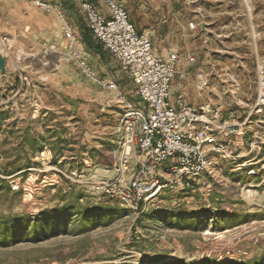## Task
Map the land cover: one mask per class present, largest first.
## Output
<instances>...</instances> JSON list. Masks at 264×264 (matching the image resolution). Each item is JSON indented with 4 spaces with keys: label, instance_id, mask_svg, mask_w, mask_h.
<instances>
[{
    "label": "rangeland",
    "instance_id": "obj_1",
    "mask_svg": "<svg viewBox=\"0 0 264 264\" xmlns=\"http://www.w3.org/2000/svg\"><path fill=\"white\" fill-rule=\"evenodd\" d=\"M115 1L155 54L177 53L172 105L209 104L230 126L243 122L228 136L236 158H214L190 187L166 186L139 212L106 197L95 180L113 175L122 103L96 79L115 77L140 105L133 83L99 41L86 48L82 9L69 20L77 42L54 0H0L11 72L0 73V179L10 180L0 185V264H264V107L255 108L264 0H252L251 15L241 0Z\"/></svg>",
    "mask_w": 264,
    "mask_h": 264
},
{
    "label": "built area",
    "instance_id": "obj_2",
    "mask_svg": "<svg viewBox=\"0 0 264 264\" xmlns=\"http://www.w3.org/2000/svg\"><path fill=\"white\" fill-rule=\"evenodd\" d=\"M241 2L244 11L251 15L252 0ZM39 5L45 6L41 2ZM106 5L108 16L96 11L89 1L81 0L85 26L92 38L117 60L121 71L133 83V93L141 105L118 90L115 77L96 79L102 87L115 91L122 111L117 121L121 141L111 167L113 175L96 179L95 183L106 197L139 212L166 186L190 187L212 167L216 158L235 159L228 136L239 133L243 122L230 126L220 111L209 104L192 108L180 100L178 105H172L169 87L179 61L177 53L170 51L166 57L155 54L150 38L137 30L126 8L115 0H106ZM57 18L65 35L78 42L63 9L57 10ZM196 25L190 22V28ZM258 70L263 73L262 66L258 65ZM261 74L255 100L257 111L264 107ZM165 161L168 163L163 165Z\"/></svg>",
    "mask_w": 264,
    "mask_h": 264
},
{
    "label": "crops",
    "instance_id": "obj_3",
    "mask_svg": "<svg viewBox=\"0 0 264 264\" xmlns=\"http://www.w3.org/2000/svg\"><path fill=\"white\" fill-rule=\"evenodd\" d=\"M56 2V4L61 8L63 9L66 14H67V18H68V21L70 20V17L71 16H75L76 17V11L79 9L81 10L80 8V1L81 0H54ZM85 1H89V2H92L90 0H85ZM107 6V5H106ZM58 7V8H59ZM108 8V7H107ZM109 10V9H108ZM107 9L106 10H100L101 13L105 16H108L109 15V11ZM50 18V16H48ZM53 20V24L54 26H57V30H58V27H59V22L56 20V19H52ZM83 21H84V17H83ZM84 28V26H83ZM56 30V32L51 36L55 41L59 42L60 43V46H63L65 43H64V40H62L60 37V33ZM92 38V37H91ZM140 105H141V102H140Z\"/></svg>",
    "mask_w": 264,
    "mask_h": 264
},
{
    "label": "trees",
    "instance_id": "obj_4",
    "mask_svg": "<svg viewBox=\"0 0 264 264\" xmlns=\"http://www.w3.org/2000/svg\"><path fill=\"white\" fill-rule=\"evenodd\" d=\"M84 42L86 44V48L90 50H99V46L94 44L93 40L90 36H85ZM22 167L17 168L15 172L21 170ZM10 183L9 179H0V185L2 186V189L5 188L6 184ZM256 262H259V264H263V262L260 261V259H255ZM249 261L240 262L238 260H223V261H217L215 264H249ZM169 264H175L174 262H170Z\"/></svg>",
    "mask_w": 264,
    "mask_h": 264
},
{
    "label": "water",
    "instance_id": "obj_5",
    "mask_svg": "<svg viewBox=\"0 0 264 264\" xmlns=\"http://www.w3.org/2000/svg\"><path fill=\"white\" fill-rule=\"evenodd\" d=\"M0 73L7 79L10 76V71L7 70L6 58L0 54Z\"/></svg>",
    "mask_w": 264,
    "mask_h": 264
}]
</instances>
